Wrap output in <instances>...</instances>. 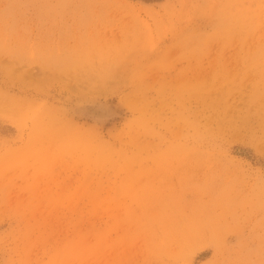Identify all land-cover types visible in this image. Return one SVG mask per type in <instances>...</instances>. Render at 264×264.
<instances>
[{
	"label": "rangeland",
	"instance_id": "374dc122",
	"mask_svg": "<svg viewBox=\"0 0 264 264\" xmlns=\"http://www.w3.org/2000/svg\"><path fill=\"white\" fill-rule=\"evenodd\" d=\"M0 264H264V0H0Z\"/></svg>",
	"mask_w": 264,
	"mask_h": 264
}]
</instances>
